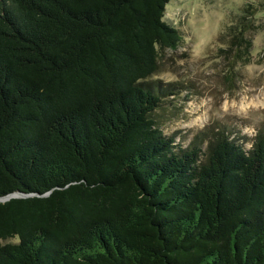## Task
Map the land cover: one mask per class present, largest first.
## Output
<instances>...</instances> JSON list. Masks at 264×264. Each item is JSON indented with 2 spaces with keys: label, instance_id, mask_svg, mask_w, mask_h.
I'll list each match as a JSON object with an SVG mask.
<instances>
[{
  "label": "trees",
  "instance_id": "1",
  "mask_svg": "<svg viewBox=\"0 0 264 264\" xmlns=\"http://www.w3.org/2000/svg\"><path fill=\"white\" fill-rule=\"evenodd\" d=\"M169 0H0V264H264V127L166 133ZM247 3L217 38L246 62Z\"/></svg>",
  "mask_w": 264,
  "mask_h": 264
},
{
  "label": "rangeland",
  "instance_id": "2",
  "mask_svg": "<svg viewBox=\"0 0 264 264\" xmlns=\"http://www.w3.org/2000/svg\"><path fill=\"white\" fill-rule=\"evenodd\" d=\"M251 3L257 28L251 34L249 58L229 64L218 54L217 38L240 7ZM164 20L180 27L182 41L159 59L157 76L176 79L183 91L163 110L166 133L187 142L191 134L211 124H228L232 135L248 148L257 128L264 127V0H169Z\"/></svg>",
  "mask_w": 264,
  "mask_h": 264
},
{
  "label": "water",
  "instance_id": "3",
  "mask_svg": "<svg viewBox=\"0 0 264 264\" xmlns=\"http://www.w3.org/2000/svg\"><path fill=\"white\" fill-rule=\"evenodd\" d=\"M21 195H25V194H23V193H21L19 191H14V192L9 193V194H7V195H5L3 197H0V200L4 201V200L9 199L10 197L21 196Z\"/></svg>",
  "mask_w": 264,
  "mask_h": 264
}]
</instances>
